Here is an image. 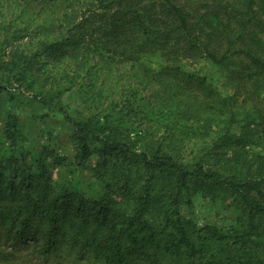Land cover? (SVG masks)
Here are the masks:
<instances>
[{"label": "trees", "instance_id": "1", "mask_svg": "<svg viewBox=\"0 0 264 264\" xmlns=\"http://www.w3.org/2000/svg\"><path fill=\"white\" fill-rule=\"evenodd\" d=\"M34 1L40 23L22 27ZM159 51L164 66L154 78L165 95L158 100L160 106L176 100L180 124L194 113L192 134L203 144L189 145L198 151L194 162L182 161L174 132L130 131L138 88L126 77ZM86 54L97 58L105 81L119 65L116 91L123 99L76 119L59 101L71 88L49 62L67 63L72 81ZM200 60L219 67L233 90L182 69ZM27 93L73 124L79 167L92 157L119 166L126 187L117 200L54 183L46 169L49 146L26 151L18 118L8 116L3 137L10 149L0 147V241L40 243L35 252L43 257L68 247L80 260L92 255L105 264H152L147 259L160 255L191 264H264V152L255 151L252 161L245 156L250 145L264 151V109L259 120L252 104L264 98V0H0V104ZM196 196L231 198L240 229L199 228L189 216ZM16 256L0 248V262Z\"/></svg>", "mask_w": 264, "mask_h": 264}, {"label": "rangeland", "instance_id": "2", "mask_svg": "<svg viewBox=\"0 0 264 264\" xmlns=\"http://www.w3.org/2000/svg\"><path fill=\"white\" fill-rule=\"evenodd\" d=\"M31 5L30 14L23 19L24 22L21 26L29 25L31 29H35L34 27L40 23L41 15L38 13L37 6L39 5L35 1ZM18 13L19 9L15 8V16ZM27 40L28 37L22 43L25 45ZM164 59L165 55L160 51L151 57L147 55L144 58L145 69L138 67L133 72L134 77H126L128 83L133 84L134 82L138 88L136 94L131 97V100L137 104V108L128 115L130 131L132 135H135L142 128H147L146 131L155 133L157 137L169 136L174 132L176 135L172 138V142L176 145L175 148L178 150L176 151L184 154L185 160L182 161L194 162L196 161L194 153H198V151L193 149L195 151L192 152L189 145L196 142V148L203 147V144L197 142L196 137L192 134L195 121L192 115L194 113L186 118V122L180 124L179 118L175 116L180 110L178 106L174 105L176 100L172 99L171 103H165L162 106L158 100L163 91L160 89L159 83L155 81L154 75L163 68ZM97 64V58L92 54L79 57L76 68L72 72L73 80L71 81L69 74L71 68L67 66V63L49 62V68L56 70L61 77L62 84L71 88L64 92L59 100L64 109L68 110L71 118L78 119L84 115L99 112L100 109L109 107L112 101L119 100L121 102L123 99L117 92L119 89V65H113L116 72L110 73L105 81V71L97 68ZM183 64L182 69L185 72L206 78L207 82L216 89H226L231 92L234 88L226 80L223 71L209 61L200 60L194 64L188 62ZM128 68L122 67V71L125 72ZM144 74L146 77L141 80V76ZM114 87L115 90L112 91ZM28 94L30 93L10 103H5V105L4 103L0 104V147L10 149L9 143L3 137L4 125L8 116L15 115L19 120L18 129L26 137L23 143L26 151L36 153L38 148L44 145L49 146L50 155L46 160V169L54 183L77 184L87 190L90 196L99 197L109 194L117 200L121 199L120 193L125 189L127 179L119 166H107L102 159L92 157L85 165L79 167L77 165L78 151L71 141L73 124L67 121L61 111L46 108ZM164 95L165 93L161 96ZM254 98L252 104L255 106L257 118L260 120V113L264 109V98L262 96ZM234 129L239 131L241 128L234 126ZM168 130L170 133L167 132ZM191 137L192 140L188 141ZM245 150L248 161H252L250 158L254 157L255 151L264 152L263 147L255 145H250ZM212 161L214 162V160ZM222 161L226 160H220L218 166H223ZM32 170L38 171L36 165H32ZM193 202L194 207L189 216L199 228L216 227L227 232L240 229L237 221L239 212L231 198L210 200L196 196ZM38 244L40 243L31 242V245L26 246L24 243L0 241V248L16 253L17 256L11 260L10 264H105L103 260L95 259L92 255L80 260L68 247L62 248L52 256H39L35 252ZM258 252L260 253V251ZM252 253L257 254L256 251H252ZM142 260L144 261L143 258ZM147 260L152 264H191L190 260L184 256L160 255ZM0 264L8 263L0 262Z\"/></svg>", "mask_w": 264, "mask_h": 264}]
</instances>
